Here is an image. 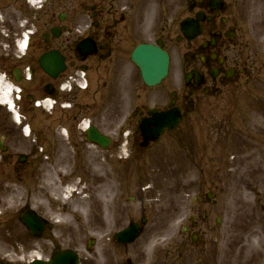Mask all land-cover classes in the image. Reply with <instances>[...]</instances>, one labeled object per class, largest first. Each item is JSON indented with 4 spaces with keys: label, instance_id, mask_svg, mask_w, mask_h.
<instances>
[{
    "label": "rangeland",
    "instance_id": "obj_1",
    "mask_svg": "<svg viewBox=\"0 0 264 264\" xmlns=\"http://www.w3.org/2000/svg\"><path fill=\"white\" fill-rule=\"evenodd\" d=\"M9 1L0 0L4 7L1 12L7 9ZM88 2L90 0H48L42 3L45 7L39 13L28 8L31 12L28 11V15H31L17 24L25 25L28 21V28L34 32L39 28L44 31L43 24L48 20L50 27L59 23L58 14L55 22L51 14L55 6L58 13L69 15L64 24L72 33L64 38L73 40L77 37V24L90 19L84 10L90 5ZM137 3V12L128 19L130 23L120 22L115 26L117 32L127 37H130L129 30L135 33L136 37L124 40V45L129 48L128 57L110 65V71L105 75L107 88L96 91L98 100L107 94L113 107L97 101L96 113L80 116L68 109H62L54 116L40 109L34 128L37 126L39 132L43 130L42 136L36 138V143L39 140L43 147L39 151L43 157L36 160L38 166L32 177L26 179L23 172L8 175L0 160V264H19L23 259L26 263L36 256L37 251L46 259L55 249L78 253L80 264H122L127 252L140 253L137 261L144 256L142 264H152L156 254L157 264H199L201 261L204 264L207 261L209 264H264V67L261 68L264 66V18H259L262 12L256 17L254 5L248 3L249 18L245 23L253 27L251 38L257 42L260 66L256 81L243 89L248 92L249 99L240 100L246 97L241 91L244 85L239 90L229 86L227 90L231 91L228 94L208 98L202 116L189 115L179 129L164 134L159 142L151 143L149 147H140L141 143L137 141L135 145L140 149L133 147L135 138L130 144L126 140L127 136H133L132 118L123 135L118 131L127 118L128 108L124 115L119 113L117 95L127 98L128 94L132 99L133 85L139 82L140 77L136 71L137 76L132 72L130 62L134 46L142 41L154 42L160 23L175 16L172 7L178 10L185 0ZM168 6L172 8L169 12ZM256 8L262 11L261 7ZM1 23L3 21L0 26ZM116 39L117 36L113 41L118 47L120 44ZM104 67L105 64L102 66L103 78ZM179 67L176 58L167 80L169 84L180 77ZM74 90L70 99L76 102L75 84ZM158 92L157 88L150 89L146 96L156 97ZM90 96L85 101L88 104ZM74 100L66 104H73ZM28 104L33 106L31 102ZM28 104L25 102L21 109L28 108L33 112ZM149 107H153V103H149ZM87 111H93L92 106ZM28 116L26 120L31 119ZM0 118L7 119L18 131L21 130L12 114L1 106ZM59 119L64 123L61 126V123L57 124ZM85 120H90L112 138L109 149H101L84 140L82 126ZM134 123L136 125L137 121ZM65 129L69 134H64ZM19 140V144L13 145L20 152H24L29 144H36L32 137L26 139L21 134ZM120 143L123 145L117 148ZM196 148L200 151L197 156ZM212 150L220 159L212 158ZM198 163L206 172L209 167H223L224 174L210 171L203 175L196 168ZM79 179L82 183L80 191L72 193L73 196L68 191L64 197L61 184L74 185ZM37 190L48 192L49 198L45 199L41 194L37 196ZM210 191L218 195L207 205ZM196 202L199 207L204 203L201 209L209 211V219L201 222L197 229L202 240L208 243V256L207 253L200 254L201 251L187 250L193 244L192 232H185L184 227H192L189 216L195 213ZM25 206L33 208L49 222L41 238L34 237L18 220L20 210ZM76 208L77 217L70 215V211ZM61 215L67 217L66 224ZM142 216L148 217L144 234L127 247L116 243L113 239L116 233L128 228L130 223L140 221ZM219 217L221 224L217 225L215 220ZM90 239L96 240L91 252L88 251ZM173 253L177 260L171 255L166 256Z\"/></svg>",
    "mask_w": 264,
    "mask_h": 264
},
{
    "label": "flooded vegetation",
    "instance_id": "obj_2",
    "mask_svg": "<svg viewBox=\"0 0 264 264\" xmlns=\"http://www.w3.org/2000/svg\"><path fill=\"white\" fill-rule=\"evenodd\" d=\"M25 1V0H23ZM141 0H131L128 14L119 13L120 0H90L87 4L94 6L91 15V24L78 23L80 28V34H77V42L84 37H90L97 42L98 51L94 55L87 57L86 65L83 67L78 62L81 58V53L75 50L74 45H67L63 39H53L49 36L47 42H42L40 37L44 33L39 28L36 35H32V45L25 54H21L19 51V41L24 36V30L27 29L26 25L18 27L17 22L24 20L28 16V6L26 2H20L14 0L6 5L7 9L3 12V23L0 26V76L5 77L15 86H18L22 93V101L20 108L25 105V102H35L36 100H44L48 96H53L59 99L66 100L65 94L61 92V87L64 81L68 80L69 74L72 72L77 76V80L80 78L79 74L81 70L86 71V79L88 82L87 90L85 92L77 91V102L75 107L77 114H88L98 111V105H107L109 108L110 100L108 95L102 96L99 100L96 97V91L99 89L104 90L107 88L108 80L105 79L108 68L115 61L126 60L128 57V50L121 44L119 40L118 47L114 44V37L119 32L116 31L115 26L120 22L129 24L130 19L136 10ZM254 5V11L257 17L259 12H262L259 18H264V0H186L185 6L178 14L176 7H173L175 17L170 22H165L160 26V32L163 38L166 49L177 48L180 57V70L182 77L178 80H173L170 84L166 83L161 90V93L156 97L146 96V89L140 82L137 85H133L132 99L131 95L127 94V98L117 95L116 107L120 111L129 101V109L135 116L146 115L149 109V103H153V107L159 109L169 108L171 104L178 108L184 120L189 115L204 114L210 97L223 96L229 86H235L236 89L244 86H248L256 81V75L260 71L258 66V48L257 42L251 38L250 24L245 23L249 16H247L249 4ZM247 4V5H246ZM261 7L262 11H259L256 7ZM0 5V17H1ZM87 8V7H86ZM197 13H200L199 24L202 32L199 37L193 41H186L180 35V21L184 17L197 18ZM48 14V13H47ZM95 17L93 20L92 17ZM27 22V21H26ZM25 22V23H26ZM48 30L49 21L43 24ZM46 29V30H47ZM47 30V31H48ZM40 32V33H39ZM131 32L130 30L128 31ZM39 34V36L37 35ZM176 39V43L174 42ZM50 49L58 50L65 56L67 62V72L60 75L57 79H51V77L43 70L40 65L39 58L43 52ZM104 67V78L102 72V66ZM107 67V68H106ZM262 66L261 68H263ZM195 71L202 77V81L198 82L195 76L185 79L184 76L190 72ZM112 72V71H111ZM51 84V86H49ZM95 86V88H94ZM48 87V88H46ZM245 87L242 88L243 91ZM47 90L49 92H47ZM93 90L94 92L90 93ZM90 94H94L91 95ZM124 96V94H121ZM88 96L91 97V101L86 103ZM70 97V96H69ZM86 97V98H85ZM99 102L97 104L96 102ZM21 109L23 115H29L31 119L27 120L31 124L36 121L38 116V110L30 107ZM93 108L92 112H88V107ZM87 107V108H86ZM107 109V111L109 110ZM113 109V108H112ZM114 110V109H113ZM57 110L51 112L52 116L56 114ZM44 119V118H43ZM42 119V120H43ZM54 122V120H52ZM58 123L63 124L60 120ZM18 130L7 119L0 118V139L2 144L9 146L6 152H0V160L8 166L7 174L10 171H14L17 175L19 173L26 176L31 175L33 172V166L35 159H38L37 153L33 147H26V159L24 163H19V157L21 153L19 149L13 144H19V135H22V131ZM45 136L47 134H44ZM139 142V140H137ZM120 144H117V148H120ZM195 145V144H194ZM6 146V145H5ZM137 145L134 144V148ZM209 146H207V149ZM135 150L133 151L134 154ZM195 151V155L197 156ZM139 153H141L139 151ZM212 158L217 159L216 152L212 151ZM134 158V156H133ZM140 158H138L139 160ZM219 159V158H218ZM134 160H137L134 158ZM218 165V160L215 161ZM214 163V164H215ZM27 168V169H26ZM196 168L206 175L210 171H216L218 175L224 174L223 167H209L204 171V167L198 163ZM202 204V203H201ZM199 207V204L196 208ZM201 209L196 211L195 217L201 216ZM206 214V213H205ZM171 253V252H170ZM136 253L127 252V257L124 263L130 264H142V256L137 261ZM171 254H166L169 256ZM173 255H175L173 253ZM177 256H173L175 260ZM168 259V258H167ZM152 264H157L158 254L153 259Z\"/></svg>",
    "mask_w": 264,
    "mask_h": 264
},
{
    "label": "water",
    "instance_id": "obj_3",
    "mask_svg": "<svg viewBox=\"0 0 264 264\" xmlns=\"http://www.w3.org/2000/svg\"><path fill=\"white\" fill-rule=\"evenodd\" d=\"M140 49L143 51L144 54H146L145 61H143L142 63H143V66H144V68H145L147 73L149 72L150 69L152 70L154 68L153 64L155 62H157V67L156 68H158V71H160V73L157 74L158 76L156 78L157 79L156 81H158L165 74V71H166L165 65H164L163 68L160 66L161 65V59L163 60V58L161 57L162 55H160L161 53L159 51L155 50V49H151V48H148V47H146V48L143 47V48H140ZM142 51H141V54H143ZM134 59L137 62H139L138 58H136V56H135ZM147 79L148 80L151 79L149 75H147ZM158 122H159V124H162L161 121H155V123H158ZM152 124H154V123H152ZM152 124H150V126Z\"/></svg>",
    "mask_w": 264,
    "mask_h": 264
},
{
    "label": "bare ground",
    "instance_id": "obj_4",
    "mask_svg": "<svg viewBox=\"0 0 264 264\" xmlns=\"http://www.w3.org/2000/svg\"><path fill=\"white\" fill-rule=\"evenodd\" d=\"M78 62L80 63V65L81 66H83V67H87V65H86V61H85V59H83V58H80V59H78ZM81 72V71H80ZM146 73V72H145ZM153 76H156V75H153ZM0 87L2 88V85L0 84ZM3 89V88H2ZM5 91H7V92H9L10 90H11V88L9 87V86H6V88L4 89ZM8 96H6V98H7ZM6 98H5V100H6ZM245 99V97L244 98H241L240 100H244ZM240 102H242V101H240ZM48 103H51L52 104V102H48ZM220 105V104H219ZM218 107V106H217ZM101 184V183H100ZM47 186H50V185H48L47 184ZM101 186V185H100ZM47 190L49 191V188H47ZM38 191V190H37ZM53 191V190H52ZM47 192V191H46ZM48 193V192H47ZM47 193H44V191H43V193L42 192H39L38 191V194H37V196H39L40 194L45 198V199H47V198H49V194H47ZM82 202L83 203H85L86 201H83L82 200ZM81 202V203H82ZM70 215H74V216H76L77 217V208L76 209H74V210H72V211H70ZM60 217H62V221H64V223L66 224V216H60ZM247 247V246H246ZM246 247H244V248H246Z\"/></svg>",
    "mask_w": 264,
    "mask_h": 264
}]
</instances>
